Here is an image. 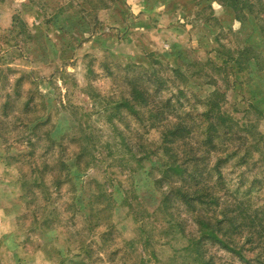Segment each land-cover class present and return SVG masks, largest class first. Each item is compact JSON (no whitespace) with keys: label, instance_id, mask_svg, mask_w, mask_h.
I'll list each match as a JSON object with an SVG mask.
<instances>
[{"label":"rangeland","instance_id":"rangeland-1","mask_svg":"<svg viewBox=\"0 0 264 264\" xmlns=\"http://www.w3.org/2000/svg\"><path fill=\"white\" fill-rule=\"evenodd\" d=\"M232 5L0 0V264H257L260 226L233 235L245 258L210 237L196 247L189 239L208 235L194 221L200 204L172 195L161 203L169 182L156 181L158 158L135 160L124 145L125 138L155 147L153 119L166 98L192 108L194 93L211 91L215 79L226 92L224 113L254 128L232 135L246 139L238 155L227 157L228 143L224 152L212 150L198 177L220 195L218 217L225 198L257 224L264 218V39ZM150 63L159 80L148 81ZM181 65L186 83L170 75ZM132 79L149 86L153 112L114 107ZM248 132L260 134L261 144L253 147ZM219 156L223 185L218 171L210 173ZM55 249L62 257L55 253L50 263L46 253Z\"/></svg>","mask_w":264,"mask_h":264},{"label":"trees","instance_id":"trees-1","mask_svg":"<svg viewBox=\"0 0 264 264\" xmlns=\"http://www.w3.org/2000/svg\"><path fill=\"white\" fill-rule=\"evenodd\" d=\"M232 1H234L232 7H234L237 14H242L245 20L252 17L255 25L259 27L261 37L264 39V0ZM241 2L242 5H240ZM255 54L258 55L260 53ZM257 55H253L251 59L257 61L259 59ZM235 62L237 66L242 65L239 57ZM150 64L152 67H150L151 70H149L150 72L148 73V81L159 80V70L153 67L155 65L154 63ZM184 69L187 70L184 65L180 67H171L170 75L173 73L175 76L182 78V81L186 83L190 77ZM192 76H195V73ZM164 83H166V81L160 82L157 90H160V85ZM130 84V91L127 95H124L120 101H116L114 107H117V109H129L130 112L135 115L141 113L143 109L153 112L155 107L150 103V96L152 95L148 92V89H150L149 86L140 85L136 79H132ZM212 85L213 89L203 96L199 93H194L197 97V101L191 104L192 108L183 107L185 103H180L181 99H178L179 96L176 98L178 99L176 102L180 103L179 107L175 106L172 102V100H174L173 96L166 98L161 115H157L153 119L154 124L159 121V125L156 127L160 134L159 143L155 147L148 149L145 147L148 145L137 142L129 143L125 138L124 145L132 153L135 160L142 161L143 156L149 157L150 154L158 158L155 163L157 168H154L159 171L161 176L157 178L156 181H165L166 179L169 182V187L166 190L163 191V187L160 188L163 197L165 196L164 199L162 197L161 203L162 201L165 202V200L172 195L175 199L180 198V201H184L193 207L194 203L200 204V209H198L194 221L199 225L201 230L208 235H203L196 241L189 239L192 244L198 248H202V243L206 238H214L224 246L223 248L230 249L233 253L245 258L242 251L238 250L237 247L239 243H236L235 239H233V235L241 234L240 228L245 227L251 231L253 228L260 226L262 228L260 231V238H264V218L259 220L257 224L250 218L252 215L248 213V210L239 208H235L236 210L229 209V200L225 198L222 200H225L224 205L226 208L222 211L223 216L218 217L215 214L214 208L221 205V197L215 191V186L210 187L207 181L204 182L200 180L202 177L198 174V171L200 170L199 167L201 164L204 167H208L212 150H215L216 154L224 152L227 143L234 147L227 157L233 156L232 154L238 155L246 139L243 137L236 138L232 135L245 132L247 129H253L254 126L247 125L246 127H242L236 123L232 117L226 115L222 109V104L224 100H226V92L215 79ZM177 86L182 94L184 91V89H181L183 85L180 87L179 85ZM200 107L202 109H199ZM165 110L171 111L165 114ZM196 111L197 113H195ZM171 116L174 117L171 118ZM154 126L155 125H152V127ZM247 134L254 139L255 145H253V147H257L263 141V137L256 132H248ZM249 152L247 151L246 157H242V161L245 163H247L246 159L250 156ZM220 156L210 169V173L212 169L218 171L220 179L217 183L223 185L221 180V167L225 160ZM261 156L264 160V149L261 151ZM255 182L256 181H253L251 186L255 185ZM235 202L239 205L242 203L245 204L242 199ZM205 207V210L208 208L212 213L207 214L203 212ZM211 219L215 220V222H212ZM247 241L249 242V239H247ZM260 246L262 250L258 253L256 260L257 264H264V243ZM60 250L62 249L48 251V253H46L48 262H54L53 254L55 253L57 255L56 259H60L62 257V251ZM197 252L201 254L199 251ZM61 261L63 262V258Z\"/></svg>","mask_w":264,"mask_h":264}]
</instances>
